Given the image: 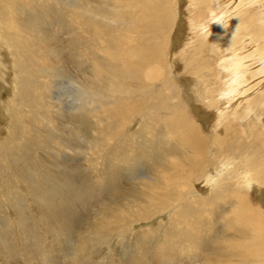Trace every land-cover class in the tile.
<instances>
[{
    "label": "bare ground",
    "instance_id": "bare-ground-1",
    "mask_svg": "<svg viewBox=\"0 0 264 264\" xmlns=\"http://www.w3.org/2000/svg\"><path fill=\"white\" fill-rule=\"evenodd\" d=\"M30 1L0 0V36H6L13 48L12 51H17L23 58L20 57L24 61L26 71L35 83V88H33L35 94H38L42 100L54 95L56 96L54 101L58 105H62L64 95L61 97L57 89L67 81L78 85L77 87L73 86V91L80 105L92 106L94 104L96 109H102L103 114H99L103 115L105 119L118 121V128L110 135L113 141L112 146L106 145V140V144L102 143L101 135L104 130L95 131L94 135L96 136L90 137L84 133L85 138L81 137L85 144L87 142L89 146L100 147L96 151L89 148L92 153L91 159L87 160V163L94 162V158L98 157L96 152L105 150L104 159L101 158L102 162L105 165L107 162L114 164L117 161V164L114 165L119 168L118 175L113 178L117 177L119 181H123L113 192L108 193L105 200H107V212L110 213L106 217L108 219L105 218L106 225L99 224L94 232L95 237L89 238L90 241L100 240L96 243L103 240L109 241L113 235L116 238L122 235V239L133 238L132 235L135 233L134 229L137 224L150 221L156 216L159 217V215L169 212V222L164 236L169 235L168 230L174 225L172 223H177L178 227L173 228H176L175 233L178 237L185 236L186 239H180L184 243L189 241L187 238L190 234L191 236L200 235V232L195 228L198 225L195 226L192 223L186 225L184 224L185 220L207 219L213 224L215 217L222 216L223 223H226L227 227H224L225 229L212 228L215 230L209 235L213 244L203 250V253L195 256L196 263L264 264V210H262V206L254 208L247 199L251 191L256 194L264 191V53L257 55L264 52V46L262 49H253V42H264V0H194L195 11L201 13L208 11L211 16L210 21L214 24L216 36H212L210 43L217 49H208V42L200 41L189 55L184 69L206 83L210 76L215 75V69L210 66L204 67L202 59L207 55L205 52H211L220 59V66L224 69H222L223 71L226 70V77H229L228 83L218 86V88L215 87V84L213 87L209 88L208 86L207 88L206 83L204 96H200L201 100L207 99V107L216 112L213 116L212 113H209L213 118H210L212 121L209 124L213 135L209 138L205 137L204 130L200 126V116L199 118L192 117L189 120L181 108L170 102L172 100L171 92L175 90L173 80L170 78V67L174 55L167 54L166 51L170 43V39H168L170 27L174 25L173 18H175L171 11L173 6L170 7V2L173 0H57L67 5L69 10L71 9L70 12L74 14L75 22L79 20L78 14L84 12L96 13L102 20H110L119 25V31L115 33L117 39L103 50L100 60L96 62L89 56L86 57L88 60L90 59L87 63L84 65L79 63L74 68L64 67L63 64L58 65L54 58L45 54L44 50L42 52L35 49L33 52V49L26 48L32 44L31 41L24 40L25 42H23L20 37L23 28L15 7L19 4H28ZM253 6L261 9L263 23L261 28L253 25L255 20L253 21V15L250 12ZM236 10L240 12L235 14ZM202 23L197 25L198 23L193 22L192 26L194 29L198 28L203 31L205 26ZM82 24L84 25V23ZM84 26L91 28L89 24ZM43 30L50 33L47 27H43ZM222 50L232 56L223 58ZM260 86L263 89L261 92ZM101 88L103 94L100 93L99 89ZM60 89L62 90V88ZM27 92L29 93V91ZM106 96H115L116 100L108 101ZM195 101L199 102V100ZM222 102L226 104L225 107H221ZM198 105L201 106L200 102ZM205 108H199L201 115H204ZM241 112L243 113L242 118L239 114ZM135 116L142 117V123L140 122L141 124L136 126L135 133L127 134L126 128L133 124ZM195 116L197 115L195 114ZM239 118L247 120L248 128L251 130L249 132L253 140L251 141L252 149L249 159L243 163L240 170H233V166L226 170L225 165L222 172L215 170V174H213L215 161L221 157L224 160L232 159V153L241 152L240 155H242L250 147V145L243 144L240 137L238 139L237 131L232 129V122L238 121ZM253 119L257 120L259 124L253 122ZM148 125H154L152 129L154 135L152 136L146 133ZM139 135L140 137L143 135V138H140ZM166 135H169L170 138L166 139ZM30 136H26L25 140L31 141ZM148 139L150 146L154 147L150 153V157L155 158V160L151 158L152 162L147 161L140 145ZM112 147H119L117 151L119 155H116V151L113 152ZM126 149L133 150L132 158L129 154L123 153ZM257 151H262L263 155L256 154ZM113 154L115 155L113 156ZM43 159V162L41 160V162L34 161L33 165L26 167V170H33L35 164L45 168L51 163L46 158ZM229 163L232 164V160H229L227 164ZM124 165H127L126 168L121 169ZM58 171L60 172V170L56 172ZM207 172L212 173L210 177ZM44 173H46L45 170ZM127 176H130V180H136L137 186H129L125 181L128 180ZM223 176H226L227 180ZM221 177L224 178V183L220 182L223 179ZM201 179L205 180L207 185L209 193L207 197L200 195L195 188ZM209 185H214L212 191L209 189ZM108 222L110 225H107ZM182 223L184 228L181 226ZM120 229L124 230L118 232ZM142 233L140 238L148 237L145 231ZM173 238L175 239V237ZM182 242L180 241L181 244H183ZM167 245L169 248V244ZM178 245L180 246V244ZM158 246L161 247L159 250ZM186 247L184 248L186 249ZM166 248L164 245H156L152 249L149 247L150 264H158V258H161L160 255L166 252ZM176 248L174 247V249ZM168 250L167 252L172 251ZM143 251L147 252L145 249ZM183 251L184 249L181 252ZM165 254L168 256V253H164L163 257H170L174 260L173 253H169L168 257L164 256ZM166 258L164 259L168 262ZM125 259L127 261V257ZM124 264H139V260L131 259ZM176 264L191 263L180 259Z\"/></svg>",
    "mask_w": 264,
    "mask_h": 264
},
{
    "label": "rangeland",
    "instance_id": "rangeland-1",
    "mask_svg": "<svg viewBox=\"0 0 264 264\" xmlns=\"http://www.w3.org/2000/svg\"><path fill=\"white\" fill-rule=\"evenodd\" d=\"M193 3L194 0H173L170 2V7L173 6L171 8L173 17H175L173 18L174 25L170 27L168 35V39H170L168 49L166 46V53L174 55L172 68L170 67L171 73L168 72L171 74L170 78L173 80L175 88L171 92L172 100L170 102L181 108L189 120L192 117L199 118L200 116V126L204 130L205 137L209 138L213 135L212 129H209V124L216 112L207 107V99L205 101L201 100V97L204 96V85L207 83V88L208 86L210 88L215 84V87L218 88V86L227 84L229 77H226V70L223 71L224 69L220 66V59L211 52H205L207 55L202 59L204 67L210 66V68L215 69V75L210 76L211 78L209 77V81L206 83L202 80L203 84L196 75L184 69L185 62L188 61L189 55L200 41L208 42V49H217L216 47L214 48L215 45L213 46L210 43V40L213 38L212 36H216V31L213 28L214 24L210 21L211 16L208 11H203L202 13L195 11ZM15 8L19 15L20 25L23 28L20 37L23 42L31 41L32 44L26 48L33 49V52L35 49L42 52L44 50L46 55L48 54L55 59L58 65L63 64L62 66L64 67L74 68L79 63H83L84 65L90 60L86 58L89 56L97 62L102 58L101 54H103V50L117 39L115 33L119 31L118 24L110 20H102L96 13L89 14L84 12L78 14L77 18L79 20L75 22L73 18L74 14L70 12L71 9L69 10V7L64 5L62 1L31 0L30 3L19 4ZM238 12L240 11L236 10L235 14ZM250 12L253 15V21L255 20L253 25L261 28L263 26L261 9L253 6ZM235 14L233 13V15ZM193 22L198 23L197 25L203 22L205 31L198 28V30L194 29L192 26ZM22 23L24 24L22 25ZM82 23L84 25H91V28L85 27ZM43 27H47L50 33L44 32ZM172 30L173 32H171ZM186 41L189 43H184ZM263 46L264 42H253V49H262ZM12 49L9 39L6 36H0V264H124L135 258L139 260V264H150L149 247L152 249L156 245H164L167 247V250H172L173 252L169 250L167 252L165 249L166 252L164 253H168V256L169 253H173L174 259L172 260L167 254L164 256L168 258L163 257L162 254L164 253H162L160 255L161 258H158V264H173L174 262L176 264L180 259L186 260L191 264H197L195 256L203 253V250L213 244L209 233L215 229H219L218 227L220 229L227 227L226 223H223L222 216L213 219L214 225L207 219L185 220L186 223L184 224L186 225H190L191 223L195 224V226L198 225L195 228L200 232V235L191 236L190 234L189 237L191 238H189L188 234L187 239L189 241L184 243L180 240L182 237H178L175 233L176 228H173L178 227L177 223L173 222V230H171L172 228L168 230V234L171 235L164 236L169 222V212L159 215V217L156 216L150 221L137 224L134 229V232L137 234L134 233L132 235L134 236L133 238L127 237L122 239V235L118 238L113 235L109 241L103 240L100 243H96L100 240H96V242L90 241L91 238L95 237L94 232L96 227L99 224L106 225L105 220L108 219L106 217L110 213L107 212V200H105L108 193L110 191L113 192L123 181H119L117 177L113 178L118 175L117 170L119 168L114 165L117 164V161L114 164L107 162L105 165L102 162L101 158L104 159L105 154L103 153L105 150H101L99 153L94 152L98 154V157L94 158V162L87 163L91 159V148L96 151L100 147L89 146L87 142L86 144L83 142L82 138L85 135L84 133L92 137L95 131L104 130L101 135V141L103 144L107 143L106 145L112 146L113 141L110 135L118 128V121L115 119H105L103 115H100L103 114L102 109H96L94 104L92 106L80 105L73 91V86L77 87L78 85L67 81H65L64 85L60 86L62 90L60 88L57 89L61 97L64 95L62 97V105H58L54 101L56 97L54 95L45 98L46 101L42 100L34 92L35 83L26 71L23 58L17 51L13 52ZM223 51H221L223 58L232 56L230 53ZM187 73L191 76H188L189 74ZM199 81L200 83H198ZM99 90L100 93H104L102 88ZM259 90L260 92L263 90L262 86L259 87ZM107 100L113 101L116 98L115 96H109ZM195 100H199L201 108L206 107V110H203L205 116L199 113V102ZM48 104L54 107L52 108ZM69 104L72 105L69 106ZM225 106L226 104L222 102L221 107ZM209 113H212V116ZM239 114L242 118L243 113ZM210 118L212 119L210 120ZM50 119L52 120L50 121ZM141 119L142 117L140 116L133 118V124L126 128L127 134L135 133L137 127L142 123ZM253 120V122L258 123L257 120ZM37 126L40 127L38 128ZM231 126H233L232 129L234 131H237L238 139L240 137V141L245 145H250V147L242 155H240L241 152L232 153V159H229L232 160V164H227L229 160H224L222 157L215 161L213 174H215V170L222 172L225 165L226 170L232 166L233 170H240L243 163L249 159V153L252 149L251 141L253 139L251 138V130L248 128L247 120L239 118L238 121L232 122ZM153 128L154 125L146 126V133L149 136L154 135ZM28 135H31V141L29 142L25 140ZM145 135L147 136V134ZM142 136L140 137L139 135L140 138H143ZM165 138L169 139L170 136L166 135ZM140 145L147 161L152 162L151 158L155 160L152 155L150 157V153H152L154 147L150 146L149 139L146 142L143 141ZM112 149L113 152L116 151V155H119L117 154L119 147H112ZM147 150L149 153H146ZM123 153L129 154L131 157L133 150L126 149ZM256 154L263 155L262 151H257ZM43 158H46L52 164L50 163L48 166L44 165L45 168L35 164V169L26 170V167L33 165L34 161L43 162ZM126 166L124 165L121 169L126 168ZM44 170L46 173H44ZM57 170H60V172H56ZM211 174L208 173V176L210 177ZM127 178L128 180L125 181L129 186H137L136 180H130V176H127ZM224 178L219 181L224 183L227 180L226 178L224 180ZM199 182L195 185L196 190L200 195L207 197L209 193L205 180L201 179ZM213 187L214 185H209L211 191ZM263 192H260L261 195L252 191L249 192L250 194H248L247 199L254 208L262 206V210H264ZM124 209L126 210V208ZM215 219L216 221H214ZM206 223L209 224L206 225ZM107 225H110V223L108 222ZM181 226L184 228L183 223ZM123 230L120 229L118 232ZM143 231L148 236L143 237L144 239L140 238ZM171 232L174 234L172 235ZM120 239H122V242L119 241ZM193 239L196 240L194 241ZM198 241L200 243H197ZM167 244H169V248ZM182 245L184 247L187 245L188 249L186 247V250ZM174 247L177 248L174 249ZM181 247L185 253L181 252L183 250ZM160 248L158 246V250ZM77 249H81L82 251H78ZM143 249L147 252L143 251ZM131 254L132 257H130ZM72 255L74 258H72ZM140 258L143 259L141 260ZM76 259L79 260L76 261Z\"/></svg>",
    "mask_w": 264,
    "mask_h": 264
}]
</instances>
